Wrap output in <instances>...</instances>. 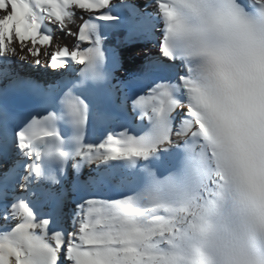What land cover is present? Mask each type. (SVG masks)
<instances>
[{"label": "snow or ice", "instance_id": "snow-or-ice-1", "mask_svg": "<svg viewBox=\"0 0 264 264\" xmlns=\"http://www.w3.org/2000/svg\"><path fill=\"white\" fill-rule=\"evenodd\" d=\"M0 264H264V0H0Z\"/></svg>", "mask_w": 264, "mask_h": 264}, {"label": "bare ground", "instance_id": "bare-ground-1", "mask_svg": "<svg viewBox=\"0 0 264 264\" xmlns=\"http://www.w3.org/2000/svg\"><path fill=\"white\" fill-rule=\"evenodd\" d=\"M115 2V0H114ZM57 35L59 36V33H57ZM60 43H64L67 44L69 47H72V45L75 43L74 39L71 37H63L60 41H58ZM82 47H86V45H82ZM25 72L31 71L30 69L27 68V66H25L24 69ZM87 171V170H85Z\"/></svg>", "mask_w": 264, "mask_h": 264}]
</instances>
